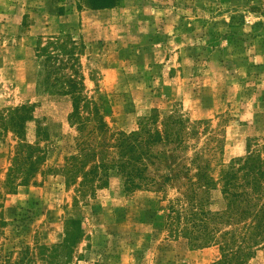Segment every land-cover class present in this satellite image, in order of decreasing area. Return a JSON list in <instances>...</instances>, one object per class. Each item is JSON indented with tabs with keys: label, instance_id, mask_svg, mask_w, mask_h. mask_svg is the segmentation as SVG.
I'll use <instances>...</instances> for the list:
<instances>
[{
	"label": "rangeland",
	"instance_id": "rangeland-1",
	"mask_svg": "<svg viewBox=\"0 0 264 264\" xmlns=\"http://www.w3.org/2000/svg\"><path fill=\"white\" fill-rule=\"evenodd\" d=\"M59 35L85 42L87 92L112 132L137 131L155 113L160 121L180 113L200 122L189 147L150 165L152 186L127 192L115 170L106 188L77 202L75 188L50 172L77 153L79 136L69 123L70 98L37 91V42ZM25 104H36L38 120L27 125L26 140L34 144L37 126L44 128L48 157L30 183L8 192L21 140L0 119V264L22 258L23 264L217 262L219 246L193 247L184 219L171 225V209L183 218L200 203L210 216L225 211L222 172L245 156L248 139L264 144V0H119L102 10L88 0H0V112ZM196 150L204 154L200 164L211 185L204 192L191 187L186 173L165 182V175L184 172ZM71 219L80 221L82 235L65 249ZM214 227L219 235L231 229L222 222ZM246 264H264V248Z\"/></svg>",
	"mask_w": 264,
	"mask_h": 264
},
{
	"label": "trees",
	"instance_id": "trees-1",
	"mask_svg": "<svg viewBox=\"0 0 264 264\" xmlns=\"http://www.w3.org/2000/svg\"><path fill=\"white\" fill-rule=\"evenodd\" d=\"M118 2L119 0H88V5L91 9L102 10L113 8ZM85 50V42L78 41L71 35L42 37L35 48L40 67L38 94L68 97L71 100L69 123L79 133L77 153L68 156L63 167L50 172L62 175L66 185L75 188L77 202L106 188L111 172L115 170L124 179L127 192L152 186L153 179L148 174L150 165H163L175 159L173 155L189 147L190 140L200 133L195 128L200 122L191 124L180 113L170 115L162 121L155 113L143 119L137 131L112 132L105 121L101 105L90 98L87 92L81 61ZM36 107V104H25L8 110L6 115L0 112L2 125L21 140L5 182L4 188L8 192L30 183L48 157L46 144L50 138L44 128L37 126V140L34 144L26 140L27 125L38 121ZM43 143L46 144L42 145ZM159 146L165 149L158 151ZM195 153L185 170H182L184 172L165 175L164 181L171 182L179 179L181 173H186L189 186H198V190L204 192L214 180L200 164L204 154L198 150ZM192 166L197 171L189 177L193 172ZM46 173L42 172L43 175ZM19 180L20 184H17ZM221 184V193L227 205L225 211L210 216L209 212L200 209V203L191 205L189 213L186 212L183 218L181 212L173 207L170 222L171 225H177V219H184L186 227H189L185 229V236L193 247L218 245L221 259L212 264H246L259 247L264 248V144L248 139L245 156L235 159L222 172ZM219 222L229 224L231 229L219 235V227L211 229V225ZM81 229L79 220H69L67 237L61 246L65 249L73 247L82 235ZM183 231L176 230V233ZM39 248L47 247L41 245ZM25 255H30V252ZM24 260L25 258L18 261L9 259L6 264H23Z\"/></svg>",
	"mask_w": 264,
	"mask_h": 264
}]
</instances>
